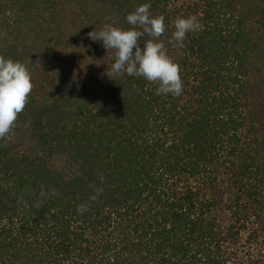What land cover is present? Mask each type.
<instances>
[{"label": "trees", "instance_id": "trees-1", "mask_svg": "<svg viewBox=\"0 0 264 264\" xmlns=\"http://www.w3.org/2000/svg\"><path fill=\"white\" fill-rule=\"evenodd\" d=\"M143 3L179 97L109 78L114 50L89 37ZM0 56L32 83L0 138V264H264V0H0Z\"/></svg>", "mask_w": 264, "mask_h": 264}, {"label": "clouds", "instance_id": "clouds-1", "mask_svg": "<svg viewBox=\"0 0 264 264\" xmlns=\"http://www.w3.org/2000/svg\"><path fill=\"white\" fill-rule=\"evenodd\" d=\"M150 7V3H143L127 14L128 29L105 23L98 32L89 33V37L101 41L106 50H114L115 60L107 71L109 78L121 75L143 77L149 82H158L157 95L179 97L183 91L180 66L167 55L164 42L159 39L165 32L164 17L152 16ZM202 28L195 15L178 17L168 43L182 48L186 35ZM144 34L151 39L141 47L139 40ZM31 89V74L27 67L20 61L0 56V138L10 133L18 114L25 108ZM84 211L85 205L77 206V212L82 214Z\"/></svg>", "mask_w": 264, "mask_h": 264}, {"label": "rangeland", "instance_id": "rangeland-1", "mask_svg": "<svg viewBox=\"0 0 264 264\" xmlns=\"http://www.w3.org/2000/svg\"><path fill=\"white\" fill-rule=\"evenodd\" d=\"M72 72L70 73V75L79 77L82 75V77H86L89 82H90V91H91V95L93 100L98 99L99 97H101L103 95V85L101 84V81H99L98 79H101L100 77V73L97 71H93V70H89L86 69L85 71L81 72L73 67V64L70 65Z\"/></svg>", "mask_w": 264, "mask_h": 264}]
</instances>
